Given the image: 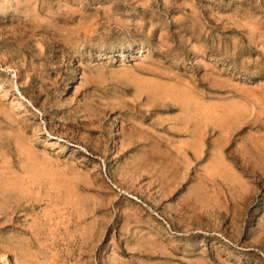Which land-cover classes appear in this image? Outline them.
Segmentation results:
<instances>
[{
	"label": "rangeland",
	"instance_id": "1",
	"mask_svg": "<svg viewBox=\"0 0 264 264\" xmlns=\"http://www.w3.org/2000/svg\"><path fill=\"white\" fill-rule=\"evenodd\" d=\"M263 184L264 0H0V264H264Z\"/></svg>",
	"mask_w": 264,
	"mask_h": 264
},
{
	"label": "bare ground",
	"instance_id": "2",
	"mask_svg": "<svg viewBox=\"0 0 264 264\" xmlns=\"http://www.w3.org/2000/svg\"><path fill=\"white\" fill-rule=\"evenodd\" d=\"M164 1H165V0H164ZM257 3H258V2H257ZM32 6H33V5H32ZM143 6H144V5H143ZM50 13H51V12H50ZM177 16H178V15H177ZM36 29H37V28H36ZM44 35H45V34H44ZM56 37H57V36H56ZM56 37H55V38H56ZM57 38H58V37H57ZM69 52H70V51H69ZM66 57H67V56H66ZM155 58H156V57H155ZM54 82H55V81H54ZM183 122H184V121H183ZM183 122H182V123H183ZM185 126H186V125H185ZM20 147H21V146H20ZM21 148H22V147H21ZM192 148H193V147H192ZM194 148H195V147H194ZM189 149H190V148H189ZM23 150H24V149H23ZM188 169H189V168H188ZM263 185H264V184H263ZM73 201H74V200H73ZM4 257H5V256H4Z\"/></svg>",
	"mask_w": 264,
	"mask_h": 264
}]
</instances>
